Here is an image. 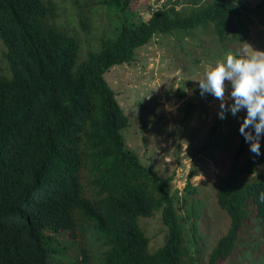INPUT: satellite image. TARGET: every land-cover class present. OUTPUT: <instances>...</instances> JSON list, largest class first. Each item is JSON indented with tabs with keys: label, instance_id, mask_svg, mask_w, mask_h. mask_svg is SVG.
<instances>
[{
	"label": "trees",
	"instance_id": "obj_1",
	"mask_svg": "<svg viewBox=\"0 0 264 264\" xmlns=\"http://www.w3.org/2000/svg\"><path fill=\"white\" fill-rule=\"evenodd\" d=\"M73 3L101 6L109 18L97 49L82 56L75 36L55 24L52 0H0L8 64L4 60L0 69L9 70V76L0 74V264H50V255L60 251L55 233L74 228V210L88 217L105 246L99 264H228L248 242L246 254L258 258L252 248L264 251V203L258 199L264 176L254 172L264 165V149L244 157L241 135L228 170L211 183L229 226L202 259L185 238L173 177L160 176L126 146L122 130L129 117L104 77L112 66L134 60L155 34L201 33L219 53L236 40L246 43L238 18L252 8L242 0H169L143 19L130 0ZM262 7L264 0L253 9ZM80 24L85 28L81 17ZM183 189L197 192L189 180ZM191 207L187 215L197 232L198 202ZM157 210L167 236L150 250L139 220Z\"/></svg>",
	"mask_w": 264,
	"mask_h": 264
},
{
	"label": "rangeland",
	"instance_id": "obj_2",
	"mask_svg": "<svg viewBox=\"0 0 264 264\" xmlns=\"http://www.w3.org/2000/svg\"><path fill=\"white\" fill-rule=\"evenodd\" d=\"M55 5V24L75 36L79 55L96 50L98 38L107 30L108 13L101 6L91 4L76 7L73 0H52ZM249 8L238 18L248 35V41L233 42L230 50L217 52L208 45L201 33L194 37L175 38L170 34H155L148 43L136 49L134 60L114 65L104 73L108 85L129 117V125L122 130L126 146L132 149L148 166L163 177L171 175V191L175 193V208L183 219L185 238L191 251L199 250L204 259L215 240L225 233L229 218L214 198L211 183L227 170L230 158L241 143L239 125L244 111L233 116H218L220 102L212 95H201L198 82L205 68L221 60L228 53L246 54L245 44L264 51V7L253 9L260 0H242ZM130 6L143 19L169 0H130ZM80 12V16H79ZM80 17L85 20L83 28ZM238 48V49H237ZM5 46L0 42V66ZM8 67V64H7ZM0 74L9 76L8 69ZM230 103V101H229ZM245 156L253 154L244 139ZM264 138L260 139V150ZM191 175V176H189ZM264 176V165L254 172ZM190 181L197 192L183 189ZM192 201L198 202L197 232L191 230ZM75 226L71 231L55 233L53 246L60 249L50 255V264H99L105 246L96 237L91 221L79 210L73 211ZM149 238V249L163 244L167 228L159 210L147 218H140ZM251 243H244L228 264H264V251L251 261L246 254ZM251 252V249H250Z\"/></svg>",
	"mask_w": 264,
	"mask_h": 264
},
{
	"label": "clouds",
	"instance_id": "obj_3",
	"mask_svg": "<svg viewBox=\"0 0 264 264\" xmlns=\"http://www.w3.org/2000/svg\"><path fill=\"white\" fill-rule=\"evenodd\" d=\"M245 46L246 54H226L209 64L196 81L201 95L208 93L220 102V119L225 118L226 112L233 116L246 112L239 132L250 151L259 156L260 139L264 136V51ZM258 199L264 203V192L259 193Z\"/></svg>",
	"mask_w": 264,
	"mask_h": 264
}]
</instances>
